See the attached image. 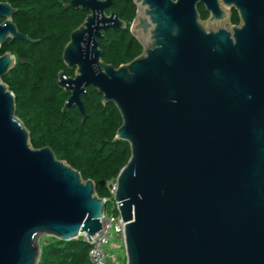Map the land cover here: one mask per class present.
<instances>
[{
  "label": "water",
  "instance_id": "1",
  "mask_svg": "<svg viewBox=\"0 0 264 264\" xmlns=\"http://www.w3.org/2000/svg\"><path fill=\"white\" fill-rule=\"evenodd\" d=\"M15 0H0V48L36 43L13 21ZM130 32L143 51L116 68L99 39L126 29L114 0H70L88 12L70 35L58 74L77 107L89 87L114 104L123 123L116 140L130 145L115 200L127 264H264V0H223L240 7L242 26L214 30L202 21L224 15L219 0H133ZM16 57H0V264H39L43 238L88 243L103 230L107 200L97 185L35 149L3 78ZM105 185V182H102Z\"/></svg>",
  "mask_w": 264,
  "mask_h": 264
},
{
  "label": "trees",
  "instance_id": "2",
  "mask_svg": "<svg viewBox=\"0 0 264 264\" xmlns=\"http://www.w3.org/2000/svg\"><path fill=\"white\" fill-rule=\"evenodd\" d=\"M6 1V0H4ZM70 0H15L18 9L13 21L19 31L36 43L9 40L0 48V57L13 54L17 62L4 78L16 98L17 116L30 132L35 149L50 147L58 159L79 171L84 180L97 185L100 198H112L110 183H116L121 169L131 157L130 145L116 140L123 120L117 107L103 105V96L87 89L83 97L87 119L77 107L63 110L70 94L58 85V74L74 76L63 61V51L73 30L88 12L64 7ZM111 10L127 23L126 29H109L106 39H99L103 60L116 68L141 55L143 48L130 32L137 7L133 0H114ZM4 19L0 18V23ZM105 182V185H102ZM90 245L82 240L69 242L50 238L42 243L39 264H90Z\"/></svg>",
  "mask_w": 264,
  "mask_h": 264
},
{
  "label": "built area",
  "instance_id": "3",
  "mask_svg": "<svg viewBox=\"0 0 264 264\" xmlns=\"http://www.w3.org/2000/svg\"><path fill=\"white\" fill-rule=\"evenodd\" d=\"M110 192L112 195L113 213L105 212V217L102 219L103 230L98 232L88 243L86 234H80L76 240H82L90 245L89 261L90 264H115L120 255V249L117 244L124 245L123 221L120 214L119 206L114 196L117 191L116 183H110ZM107 204H108V199Z\"/></svg>",
  "mask_w": 264,
  "mask_h": 264
},
{
  "label": "flooded vegetation",
  "instance_id": "4",
  "mask_svg": "<svg viewBox=\"0 0 264 264\" xmlns=\"http://www.w3.org/2000/svg\"><path fill=\"white\" fill-rule=\"evenodd\" d=\"M113 5V4H112ZM220 9L224 12V15L218 20H211L213 12L208 11V6L206 4H200L198 6L199 13L203 22L209 25L214 30L219 29H228L231 30L234 27H241L242 22V13L240 7L236 5H227L223 0H219ZM112 6L107 9V14L109 15L113 11L111 10ZM116 13V12H114Z\"/></svg>",
  "mask_w": 264,
  "mask_h": 264
},
{
  "label": "rangeland",
  "instance_id": "5",
  "mask_svg": "<svg viewBox=\"0 0 264 264\" xmlns=\"http://www.w3.org/2000/svg\"><path fill=\"white\" fill-rule=\"evenodd\" d=\"M112 200L111 198L108 199V204L106 206V212L108 214H111L113 213V207H112ZM50 240V238H43L42 239V243L44 242H48ZM41 243V245H42ZM116 247H118L120 249V255H118V260L117 262H115V264H127V259H126V250H125V244L123 245H120V244H117Z\"/></svg>",
  "mask_w": 264,
  "mask_h": 264
}]
</instances>
